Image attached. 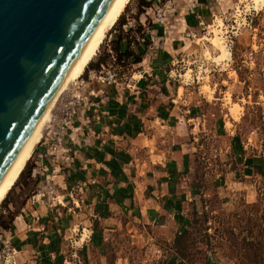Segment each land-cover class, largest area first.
<instances>
[{
  "label": "crops",
  "instance_id": "1",
  "mask_svg": "<svg viewBox=\"0 0 264 264\" xmlns=\"http://www.w3.org/2000/svg\"><path fill=\"white\" fill-rule=\"evenodd\" d=\"M235 2L164 0L160 19L155 8L144 16L149 43L137 70L123 82L82 78L86 101L59 145L50 148L56 138L46 130L23 168L36 192L11 212L7 200L22 170L1 203L0 216H11L0 223V249L6 242L14 249L6 264H65L72 254L89 263L119 229L148 234L181 262L176 244L202 194L225 208L254 194L264 179V146L254 133L227 131L221 98L209 101L180 77L204 25ZM213 70L223 77L227 68ZM239 83L229 79L222 90L236 94ZM46 179L54 195L42 197Z\"/></svg>",
  "mask_w": 264,
  "mask_h": 264
},
{
  "label": "rangeland",
  "instance_id": "2",
  "mask_svg": "<svg viewBox=\"0 0 264 264\" xmlns=\"http://www.w3.org/2000/svg\"><path fill=\"white\" fill-rule=\"evenodd\" d=\"M163 1L130 0L79 77L96 80L107 73L113 75L110 81L123 82L130 72L137 70L136 59L141 61L149 43L144 16L151 13L153 8L163 5ZM244 4L236 0L228 14L215 16L211 21L215 28L219 20L222 23L219 36L230 49V60L213 61L212 57L218 50L206 39L212 33L205 24L200 35H204L205 39L199 40L197 37L195 43L200 49L185 58V67L180 73L185 72L186 77L182 74L180 77L183 82H192L209 101L215 100L217 96L221 98L227 113L224 116V128L227 131L233 133L239 129L244 135L254 133V139L264 146V5L254 10L245 8ZM215 65L221 69L227 68L223 77L216 75L217 72L213 70ZM98 71L102 73L99 75L96 73ZM178 72L176 75L179 76ZM229 79L241 81L238 94L228 89L222 90L225 86L227 88ZM74 81L76 79L69 84ZM69 84L66 88H69ZM205 85L210 90L205 91ZM228 95L230 102L226 99ZM233 104L236 110L230 109ZM59 108L58 99L46 121L43 135L48 130L46 127L52 124L54 111H59ZM234 122L237 126H233ZM25 172L27 170H23L19 180L21 186L17 183L7 200L12 203V213L20 208L27 196L36 192L34 180L27 177ZM252 189L254 194L251 197H233L229 208L218 206L210 193L201 195V210L190 217L189 227L176 244L181 262L172 263L167 245L151 239L148 234L119 229L107 237L101 248L95 250L89 263H84L77 254H72L65 259V264H206L208 261H214L215 264H264V179ZM10 216L1 214L0 223L8 221ZM84 233L80 240L85 237ZM69 250L75 251L68 247Z\"/></svg>",
  "mask_w": 264,
  "mask_h": 264
},
{
  "label": "water",
  "instance_id": "3",
  "mask_svg": "<svg viewBox=\"0 0 264 264\" xmlns=\"http://www.w3.org/2000/svg\"><path fill=\"white\" fill-rule=\"evenodd\" d=\"M114 0H0V181Z\"/></svg>",
  "mask_w": 264,
  "mask_h": 264
},
{
  "label": "bare ground",
  "instance_id": "4",
  "mask_svg": "<svg viewBox=\"0 0 264 264\" xmlns=\"http://www.w3.org/2000/svg\"><path fill=\"white\" fill-rule=\"evenodd\" d=\"M129 2L130 0H114L110 8L106 12L105 16L101 20L100 24L98 25L97 29L94 31L92 36L89 38L88 42L84 46L82 52L80 53L73 67L71 68V70L69 71L65 79L63 80L62 84L59 86V88L55 92L53 98L51 99L44 113L38 120L37 124L31 131L24 145L22 146V148L20 149V151L18 152V154L16 155V157L10 164L9 168L7 169L6 173L4 174L3 178L1 179L0 181V204L5 199L6 195L8 194L10 189L13 187V185L15 184L17 178L19 177L20 173L25 167L27 160L31 157L35 146L41 140L43 136L44 127L46 125V121L50 116V113H51V110L54 104L56 103L58 99H59V104L61 103V101L63 104V102L66 99L64 98L65 94L67 92V89H69V88H66V86L71 81L75 79L78 80L79 83L83 81L82 78H80L79 76L82 75V73L85 71L87 65L92 60L93 56L97 53V50L99 49L101 43L104 41L106 36L109 34L110 30L112 29L114 24L117 22L119 17L122 15V13L124 12ZM239 2L240 3L245 2L244 4L245 8L247 9L252 8L254 10H258L261 6L264 5V0H239ZM239 10L240 9L237 7V11ZM221 24L222 23L219 20L217 24L218 26L216 25V28H215L211 22L206 23L207 29L209 30V32L212 33L211 37L208 38L206 36L207 37L206 39L215 49L218 50V53L212 57L213 61L215 62H220L222 60L226 61V60H230L231 58V52H230V49L228 48V45L225 44V42L223 41L224 39L222 40V37L219 36L220 34L219 27L221 26ZM198 39L199 40L205 39V36L203 35L199 37ZM182 75L186 77V73ZM63 90L65 91V93L62 92ZM204 90L207 91L210 89L207 85H205ZM60 93L62 95H60ZM226 99L228 100V102H230L229 95L227 96ZM230 109L236 110L237 109L236 105L235 104L231 105ZM58 115L61 116L60 114ZM55 116L56 114L54 113V116L52 118V124H54ZM46 128L49 130V126Z\"/></svg>",
  "mask_w": 264,
  "mask_h": 264
},
{
  "label": "built area",
  "instance_id": "5",
  "mask_svg": "<svg viewBox=\"0 0 264 264\" xmlns=\"http://www.w3.org/2000/svg\"><path fill=\"white\" fill-rule=\"evenodd\" d=\"M162 7L159 5L154 9V18L160 19L162 16ZM96 73H102V71H98ZM95 72L93 74H96ZM185 74V72H183ZM112 74L101 75L99 76V80L101 81H110V78L112 77ZM197 78V76H195ZM111 81H114V79ZM69 89H67V92L65 94V101L62 104H59V111H54L56 114L54 119V124L49 125V131H51V136H54L56 139L50 140V148L52 150H55L56 146L59 145V137L62 132V130L68 126L74 117L76 116L77 109L82 107V105L86 101V94L85 89L83 88V81L81 83L78 82V80L74 81L71 85H69ZM66 91V90H65ZM64 91V93H65ZM92 92V91H91ZM60 114L61 116H59ZM56 128V129H54ZM41 190H39V193L42 195V197L48 196V195H54V187L53 185L46 179L44 180L43 185L40 187ZM14 253L13 247L10 245V243L6 242L3 244V246L0 249V258L3 261L4 264L9 263L11 256Z\"/></svg>",
  "mask_w": 264,
  "mask_h": 264
},
{
  "label": "trees",
  "instance_id": "6",
  "mask_svg": "<svg viewBox=\"0 0 264 264\" xmlns=\"http://www.w3.org/2000/svg\"><path fill=\"white\" fill-rule=\"evenodd\" d=\"M139 61H140V59L137 58V59H136V62H139ZM7 222H8V221H6V222H4V223L1 222V224L4 225V224H6Z\"/></svg>",
  "mask_w": 264,
  "mask_h": 264
}]
</instances>
